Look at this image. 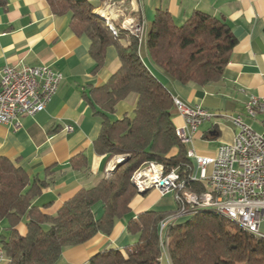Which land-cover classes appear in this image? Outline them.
I'll use <instances>...</instances> for the list:
<instances>
[{
    "label": "trees",
    "instance_id": "1",
    "mask_svg": "<svg viewBox=\"0 0 264 264\" xmlns=\"http://www.w3.org/2000/svg\"><path fill=\"white\" fill-rule=\"evenodd\" d=\"M44 1L52 14L69 16L74 33L90 40L89 54L96 69L102 66L106 46L126 38V46H117L118 71L102 86L83 94L93 116L101 120L94 152L107 161L114 157H123V161L115 165L110 178L80 190L55 216H47L33 201L49 181H31L22 168L0 157V222L7 225L0 248L7 259L5 264H55L64 249L84 244L97 234L109 235L115 223L130 214L129 203L138 195L131 179L145 164L161 165L164 174L176 172L186 191H204L202 184L189 179L191 162L172 122L173 99L142 63L139 37L119 25H114L117 35H112L93 13L94 6L85 0ZM235 44L225 22L200 12L177 25L167 12L157 11L145 36L147 54L162 74L196 87L221 80ZM130 95L136 97L132 117L112 120L116 105ZM70 166L83 169L87 159L78 155ZM51 172L47 170L46 177ZM96 205H101L99 217L94 213ZM175 211L151 210L137 215L127 223L135 242L122 253L100 252L88 264H160V223ZM22 222L26 228L23 236L16 229ZM169 226L164 245L170 264H264V241L215 211L194 212Z\"/></svg>",
    "mask_w": 264,
    "mask_h": 264
},
{
    "label": "crops",
    "instance_id": "2",
    "mask_svg": "<svg viewBox=\"0 0 264 264\" xmlns=\"http://www.w3.org/2000/svg\"><path fill=\"white\" fill-rule=\"evenodd\" d=\"M94 6L93 13L103 15L114 26L133 19L142 27L139 56L148 70L163 84L172 99L189 107L199 106L219 115L203 123L191 143L185 146L197 155H211L220 144H230L236 132L222 115H245L249 97H264V0H85ZM157 11L167 12L177 25H182L194 12L225 22L236 44L229 62L217 83L205 87L181 84L164 76L147 54L145 36ZM126 46V38H117L106 46L99 69L89 54L90 40L74 33L69 16L52 14L44 0H0V73L5 66L52 67L62 81L43 112L18 120L20 127L0 125V157L22 168L32 181H49L33 204L47 216H55L61 206L80 190L93 188L102 179L110 178L122 157L106 160L94 152L101 120L93 116L83 94L105 84L119 67L117 46ZM134 95L116 105L112 120L132 117ZM173 125L182 121L176 111ZM221 115V116H220ZM247 124L258 127L244 116ZM71 127L67 132L65 128ZM175 154V151H171ZM83 155L87 166L74 170L70 161ZM47 170L52 174L46 177ZM157 191L136 195L129 203L130 214L117 221L109 235L97 234L84 244L63 250L55 264H88L100 252L123 249L136 240L127 231V223L146 211L176 210L172 195L160 196ZM96 217L101 205L94 207ZM7 225L0 222V239ZM25 235L24 222L17 226ZM160 264H170L160 259Z\"/></svg>",
    "mask_w": 264,
    "mask_h": 264
},
{
    "label": "built area",
    "instance_id": "3",
    "mask_svg": "<svg viewBox=\"0 0 264 264\" xmlns=\"http://www.w3.org/2000/svg\"><path fill=\"white\" fill-rule=\"evenodd\" d=\"M120 28L140 37L142 27L133 19L121 21ZM62 76L50 66H5L0 73V125L18 129L22 117H32L45 110L56 94ZM264 106V97L249 98L244 105L245 117L258 123L261 131L244 121L243 115L222 117L236 132L230 144H220L211 155H197L190 150V181L201 177L204 191L189 193L184 190L185 204L176 209L193 214L198 208H214L221 214H230L259 234H264V118H257L255 107ZM174 109L180 117L183 138L191 143L203 123L219 115L196 106L189 107L176 100ZM221 116V115H220ZM71 132L72 128H65ZM210 168V173L207 170ZM176 173V172H175ZM143 185L148 182H166V193L172 195L171 174L156 173L145 164ZM150 192V191H148ZM7 261L0 248V264Z\"/></svg>",
    "mask_w": 264,
    "mask_h": 264
},
{
    "label": "bare ground",
    "instance_id": "4",
    "mask_svg": "<svg viewBox=\"0 0 264 264\" xmlns=\"http://www.w3.org/2000/svg\"><path fill=\"white\" fill-rule=\"evenodd\" d=\"M100 14V13H99ZM96 14L99 18H101L106 26L108 27L109 31L112 33V35H117V30L116 28L109 22V20L104 17L103 15ZM249 98H254V96H251ZM248 98V100H249ZM176 100L173 99V104L176 105ZM255 115L257 118H264V106H259L255 107ZM175 133L176 137L179 141L180 144L186 146L188 143L187 141L183 138L182 135V130L181 126L175 127ZM190 150H186V156L191 162V156ZM149 165H152L156 173H163V168L159 164L151 163ZM171 189L174 191V200L176 202V206H183L185 204V197L184 195V184L180 181L179 176L171 172ZM145 175V166L141 168L139 171H137L133 178L131 179V182L133 186L135 187L136 191L138 194H144L148 191L155 190L159 192L160 194H165L166 193V182L163 181H152L148 182V188L143 185V179ZM194 182L195 183H200L201 184V177H194ZM189 193H195V192H189ZM204 210H212L221 215L222 217L226 218L227 220L233 222L235 225H237L239 228H241L244 232L264 241V234H259L258 231H254V229H251L249 227H246L242 221H240L239 218L234 217L233 215L230 214H221L218 212V210L214 208H198L194 212H200ZM186 216V210L182 209H176L175 213L166 218L164 221L160 223V245L162 246V249L164 252H166L165 248V239H166V230L169 225H174L181 217ZM170 227V226H169Z\"/></svg>",
    "mask_w": 264,
    "mask_h": 264
},
{
    "label": "rangeland",
    "instance_id": "5",
    "mask_svg": "<svg viewBox=\"0 0 264 264\" xmlns=\"http://www.w3.org/2000/svg\"><path fill=\"white\" fill-rule=\"evenodd\" d=\"M255 130L257 131V132H259V131H261V129L259 128V127H255ZM121 159H123V157L121 158ZM142 168V167H141ZM207 172L208 173H210V168L207 170ZM152 191H155V190H152ZM174 202H175V200H174ZM175 204H176V202H175ZM170 216V215H169ZM168 217V216H167ZM162 259H167L168 261H169V259H168V256H167V254H166V252H164V251H162V257H161Z\"/></svg>",
    "mask_w": 264,
    "mask_h": 264
},
{
    "label": "water",
    "instance_id": "6",
    "mask_svg": "<svg viewBox=\"0 0 264 264\" xmlns=\"http://www.w3.org/2000/svg\"><path fill=\"white\" fill-rule=\"evenodd\" d=\"M123 161V159H120V161L119 162H122Z\"/></svg>",
    "mask_w": 264,
    "mask_h": 264
}]
</instances>
